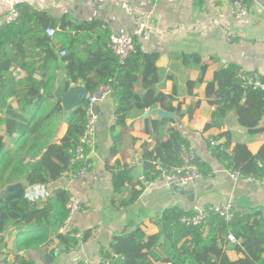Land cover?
<instances>
[{
    "label": "trees",
    "instance_id": "16d2710c",
    "mask_svg": "<svg viewBox=\"0 0 264 264\" xmlns=\"http://www.w3.org/2000/svg\"><path fill=\"white\" fill-rule=\"evenodd\" d=\"M15 8L17 19L0 26V129L5 127V135H0V189L22 181L26 191L24 195L0 197V250L8 245L6 234L15 232L13 264H37L22 252L41 247L53 236L71 249L86 242L91 235L88 230L78 237L75 228L60 232L68 217L66 203L71 194L66 188L55 187L46 199L27 195L29 187L47 186L66 173H76L84 165L83 160L75 157L85 130L86 100L81 106L64 111L61 100L53 96L59 71L65 70L68 85L82 84L89 92L113 80L116 122L111 127V154L118 153L121 147L123 133L117 132V128H126V119L133 111L160 107L178 116L185 112L180 106L172 105L176 88L172 94L159 90L162 77L157 61L160 55L143 50L137 36L134 37L135 50L121 63L108 46L111 30L102 21L79 25L68 15L56 19L27 2H19ZM49 27L56 30L54 37L46 33ZM62 51L66 54L62 55ZM181 60L186 67L200 70L198 80L189 82L192 94L193 88L203 83L207 66L198 54H182ZM15 68L26 71L27 75L18 78ZM237 71L235 65L220 68L209 82L207 96L215 111L206 128L220 127L225 117L234 111L239 123L251 134L264 132V90L243 88ZM12 101L18 105H13ZM64 122L68 124L67 131L55 142ZM146 122L149 123L146 131L156 142L153 147L145 143L142 151L145 177L152 182L159 178L162 169L180 166L181 150L190 145L181 129L173 125L175 118L163 117L150 122L147 118ZM5 136L12 143H8ZM213 155L225 163L230 172H238L240 176L264 175V152L253 155L246 144H238L230 152L227 141L216 145ZM199 166L205 175L211 172L212 168L200 159ZM135 180L141 181L133 177L127 166H113L115 192H123L125 184H133ZM141 192L132 188L124 206L134 202ZM188 214L192 213L177 207L167 208L156 220L160 226L157 234L148 236L137 228L117 236L110 245V252L102 250L103 258L111 260L118 256L114 264H153L156 261L264 264L263 211H235L231 222L213 214L205 226H185L180 219ZM230 232L239 239V243L234 244L237 252L243 253V257L235 260L230 259L225 249Z\"/></svg>",
    "mask_w": 264,
    "mask_h": 264
},
{
    "label": "crops",
    "instance_id": "0c3cea01",
    "mask_svg": "<svg viewBox=\"0 0 264 264\" xmlns=\"http://www.w3.org/2000/svg\"><path fill=\"white\" fill-rule=\"evenodd\" d=\"M19 2L45 10L56 19L68 15L79 25L102 21L111 34L135 37L136 32L143 29V34L136 35L143 50L160 55L157 61L162 77L159 90L172 94L176 88L172 105L180 106L185 112L183 116L174 113L175 124H172L181 129L189 145L197 151L198 158L212 168L209 174L202 173L193 182L148 181L142 162L143 145L149 143L153 147L156 142L146 131V124H149L146 119L150 122L163 117L158 114L146 116L152 109L133 111L126 119V128H117V132L123 133L121 147L118 153L111 154V127L116 122L115 98L111 95L98 105L99 122L91 170L82 177L66 173L57 182L27 189V195L34 199H46L55 187L66 188L71 195L83 197L82 209L75 214L70 226L80 234L90 230V238L68 249L53 236L41 247L22 252L24 256L31 257L37 264H101L102 250L110 252V245L117 236L137 228L148 236L157 234L160 226L156 220L169 207L193 213L197 208L230 203L237 212H264V186L247 177L233 178L226 164L213 155L215 146L210 140L215 138L218 144L228 141L230 152L243 143L253 155H262L264 132L251 134L239 123L234 111L225 117L220 127L206 128L215 111L207 96V87L220 68L235 65L238 69L256 72L264 80V0H248L249 12L243 18L232 16L225 0H0V26L8 22L10 10ZM72 33L76 34L75 30ZM182 54H198L207 66L203 83L194 87L192 94L189 93V82L198 80L200 70L186 67L181 60ZM13 70L18 78L27 75L20 68ZM59 73H65V70L61 69ZM12 104L18 105L15 101ZM67 128L65 122L60 125L55 142L63 138ZM0 135H5L4 126ZM5 139L12 143L9 137L5 136ZM115 164L127 166L131 173L143 164L144 180L132 173L141 181L127 183L123 192H115ZM132 188L142 192L134 202L124 206ZM6 240L7 247L0 250V264H13L16 233L9 231ZM225 245L230 259L243 257L234 243ZM117 258H111L112 264ZM153 264L171 263L156 261Z\"/></svg>",
    "mask_w": 264,
    "mask_h": 264
},
{
    "label": "built area",
    "instance_id": "2783aa9c",
    "mask_svg": "<svg viewBox=\"0 0 264 264\" xmlns=\"http://www.w3.org/2000/svg\"><path fill=\"white\" fill-rule=\"evenodd\" d=\"M229 6V12L236 18H243L247 16L249 12L248 0H225ZM18 12L16 8H12L7 17V21L11 22L16 20ZM46 33L49 36H54L56 30L52 27L47 28ZM144 30L139 29L136 35L143 34ZM146 37V36H145ZM109 48L119 58L121 63H124L131 53L135 50L134 36L113 33L110 36L108 42ZM62 55L66 54L65 51L61 52ZM237 75L242 81V86L245 89L252 87L253 89L264 90V80L256 72H248L243 68L238 69ZM114 86L113 80L109 79L107 82L99 86L95 91L89 92L84 110L86 114V124L84 134L81 137L80 144L76 149L75 159L78 161H84V165L76 172L72 173L74 177H82L86 175L92 168L91 154L94 151L96 144V136L99 122L98 105L104 102L108 97L113 95ZM211 145H219L215 138H211ZM182 164L177 167L164 168L158 179L162 180L166 184L182 180L185 182H193L202 176V172L199 166V158L197 151L192 146H184L181 150ZM233 178L240 177L238 172H230ZM255 184L264 186V175L263 176H249L247 178ZM84 199L79 195H70L66 208L68 210V217L65 225L60 229V232H67L71 229V222L76 213L82 209ZM219 215L224 218L227 222H231L235 216V210L232 204L224 206L220 205H209L204 208H197L192 214L183 216L180 221L185 226H205L207 220L211 215ZM81 237V234H77ZM228 241L234 244L239 243V239L235 234L230 232L228 234ZM101 264H112L109 258H103Z\"/></svg>",
    "mask_w": 264,
    "mask_h": 264
},
{
    "label": "water",
    "instance_id": "95a60500",
    "mask_svg": "<svg viewBox=\"0 0 264 264\" xmlns=\"http://www.w3.org/2000/svg\"><path fill=\"white\" fill-rule=\"evenodd\" d=\"M89 90L82 84L72 83L67 84L66 74L59 73L56 78V86L53 90V96L57 100H61V104L65 112H69L79 106H81L84 101L87 99ZM158 114L161 117L174 118V113L166 111L162 108L152 109L150 112H147L145 115ZM133 175L136 178L144 180V167L143 164L136 167L132 171ZM144 182V181H143ZM26 191L25 185L22 181H17L5 185L0 189V197L7 195H24ZM54 251L51 252L53 254Z\"/></svg>",
    "mask_w": 264,
    "mask_h": 264
}]
</instances>
